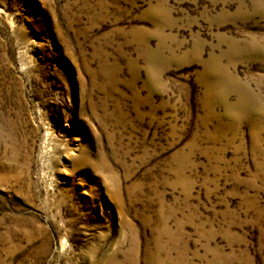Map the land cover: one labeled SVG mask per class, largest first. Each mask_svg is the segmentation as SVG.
Segmentation results:
<instances>
[{"label": "rangeland", "instance_id": "1", "mask_svg": "<svg viewBox=\"0 0 264 264\" xmlns=\"http://www.w3.org/2000/svg\"><path fill=\"white\" fill-rule=\"evenodd\" d=\"M0 264H264V0H0Z\"/></svg>", "mask_w": 264, "mask_h": 264}]
</instances>
